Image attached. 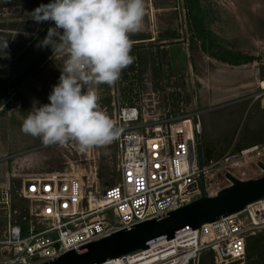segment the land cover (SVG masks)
<instances>
[{"label": "built area", "instance_id": "1", "mask_svg": "<svg viewBox=\"0 0 264 264\" xmlns=\"http://www.w3.org/2000/svg\"><path fill=\"white\" fill-rule=\"evenodd\" d=\"M133 57L110 91L111 112L107 107L103 110L115 122L118 135L108 145L88 149L94 158L107 155L111 175L103 176L99 167L85 173L65 169L28 174L19 191L28 202L25 206L13 204L11 183L0 186V264L55 261L117 231L164 217L200 199L203 188L214 197L233 186L232 178L248 181L264 174V143L218 160L204 158L201 167L198 145L202 116L208 109L197 104L194 85L199 76L193 66L188 62L189 71L177 75L165 72L166 66L158 63L154 73L149 66L143 67L137 55ZM124 91L130 94V102L123 100ZM252 93L264 110V76ZM7 175L16 178L13 173ZM261 233L264 200L201 229L179 232L173 240L180 238L183 246L172 254L169 264H201L205 251L213 254V264H242L249 239ZM173 240L132 254H152L153 246ZM128 256L117 261L127 264Z\"/></svg>", "mask_w": 264, "mask_h": 264}, {"label": "rangeland", "instance_id": "2", "mask_svg": "<svg viewBox=\"0 0 264 264\" xmlns=\"http://www.w3.org/2000/svg\"><path fill=\"white\" fill-rule=\"evenodd\" d=\"M196 1L198 6L194 10V16H199L198 28L187 0H145L143 21L147 25L146 31L150 32L151 38H156V35L158 38L155 42L147 40L131 49L135 50V55L141 60L143 67L149 66L155 73L158 72L156 64L160 63L166 66L165 72L183 75L189 71V62L193 66L195 75L200 74L202 76L203 72L210 71L215 74L220 73L222 77L231 74L235 80L240 78L242 73L257 71L259 76H264V0ZM51 2L52 0H0V32H8V34L0 33V69L10 64L9 69L11 70L16 61L14 60L15 55L19 54L20 48L18 47L16 50V47L10 44L21 37L10 32L14 33L20 29L25 30L22 32H26V34L33 32L34 36L31 37L34 39L45 28L54 23L48 21L45 25V22L37 23L31 18V14L40 5ZM21 36L26 39L24 34ZM8 41L9 47L5 48V43ZM26 50L27 48L23 51L20 49V56ZM158 51H162L160 57L157 56ZM226 52L237 55L240 64L232 65L217 58ZM34 55L38 54L34 53ZM9 75L10 71L1 82V92L4 91V86L11 82V79L8 78ZM239 86L244 87L241 84L236 85L238 90L232 100L248 97L247 90L239 88ZM110 89V86L108 88L103 87L100 92L102 106L107 107L109 113L111 112L110 103L112 101ZM7 97L5 95L4 99ZM129 97L130 94L124 91L123 100L130 102ZM17 103L19 105V99L16 100L15 95L12 96L8 101L9 108L12 107L11 110H16ZM11 110L10 113L12 114ZM221 113V110H217L211 115L220 116ZM248 116L251 117L252 113H248L243 121L227 122L229 126L227 125L226 140L233 136L232 140L237 144L259 136L258 131L250 130L247 121ZM261 117L263 118V114ZM202 124L204 128L207 127L203 119ZM204 140L202 137L201 143L205 153H207V144ZM70 143H72L71 140L62 146L58 144L46 146L41 141L39 144L42 146L41 150L44 151L45 155L42 158L41 168H35L39 171H34L28 164L22 166L23 158L19 157L21 156L20 153L12 149L9 150V154H18L16 155L18 158L13 156L10 159L0 161V181L4 180L3 177L6 174L11 175L13 173L16 175V178L10 179L13 204L28 205V202L19 196V191L22 179L30 173L61 172L65 169H68V172H77L79 169L85 172V170L89 171L91 168L99 167L100 174L103 176L105 174V176L111 175L107 155L101 153L100 157L94 158L88 154V150L81 151L78 143L71 145ZM29 151L32 149L30 148ZM1 208L2 205H0V215L3 213ZM243 219L248 221V216L243 214ZM254 240V237L249 239V241ZM212 256L210 251H205L201 258V264H211ZM242 264H264V254L250 255L247 252V259Z\"/></svg>", "mask_w": 264, "mask_h": 264}, {"label": "clouds", "instance_id": "3", "mask_svg": "<svg viewBox=\"0 0 264 264\" xmlns=\"http://www.w3.org/2000/svg\"><path fill=\"white\" fill-rule=\"evenodd\" d=\"M144 15L145 0H52L35 9L33 20L55 24L38 46L67 59L49 103L30 111L21 131L46 146L110 144L118 130L98 104L97 86L114 85L133 63L130 34L141 31Z\"/></svg>", "mask_w": 264, "mask_h": 264}, {"label": "crops", "instance_id": "4", "mask_svg": "<svg viewBox=\"0 0 264 264\" xmlns=\"http://www.w3.org/2000/svg\"><path fill=\"white\" fill-rule=\"evenodd\" d=\"M47 22L48 21L44 24L46 25ZM53 27H55V24ZM146 29V22L143 21L141 31L135 34H130V39L133 41L132 48L137 44H143L145 41L152 39L150 37V32L148 33ZM22 31L25 30L20 29L14 33L10 32L11 34H16L21 37L16 41H13L14 43L12 42L10 44L11 46H15L16 50H18V47L24 50L31 45V42H33V37H31L32 35L34 36L33 32L26 34V32ZM0 33L8 34V32L5 33V31H1ZM22 34L26 36V39L21 36ZM157 38L158 36L156 35V40ZM9 41L7 47H9ZM20 49L18 51H20ZM161 52L162 51H158V57H160ZM130 55H135V50H131ZM27 57L28 58H25L26 60L23 59L21 61L22 63L20 62L11 70L9 69L10 77L8 78L11 79V82L4 86L6 89L3 87V92L0 90V105L6 99H4V96H9V94L16 89H18L15 94L16 100L19 99L21 102L19 105L18 103L16 104V110H11L12 107L9 108L8 102L0 108V161L18 155L14 153L9 154V150L12 149L17 153H20L21 156L19 157L23 158L22 166L28 164L31 165L30 167L34 171H39L35 168L40 167L42 164V158L45 155V153H43L44 151L41 150L42 146L39 144L41 143V139L24 134L21 131V126L23 120L28 116L30 111L34 110L35 107L49 103L48 96L51 93L53 86L57 85L59 82V77L67 57L53 54L38 68L34 67L39 56L31 53L30 55L28 54ZM9 71L6 70L3 72V68L0 69V85ZM211 73L212 72L205 71L202 73V76L199 74V78L196 81L197 83L194 85V92L198 97V106L203 110L208 109V111L202 116L203 121H205L207 125L206 128L203 127L202 135L207 144V153H205L204 150L205 158L207 160H218L228 154H237L241 150L262 145L264 143V110L260 108L258 102L254 101L251 96L258 79L262 75L259 76L257 71H249L248 73H242V76H239L240 78L237 77L238 79L234 80L231 74H226L222 77L220 73ZM239 84L244 85L248 97L240 100H232L238 90L236 89V85ZM103 87L108 88L109 85L101 84L97 86L99 94L98 104L102 111L105 108V106H102L100 97V92ZM240 87L241 86H239V88ZM110 88L111 91L113 87L110 86ZM10 110L12 111V114L10 113ZM217 110L222 111L220 116H217L216 114L211 115L216 113ZM248 113H252L251 117H247L249 128L251 131H258L259 136L256 138H249L248 140H244L237 144L232 140L233 136H231L229 140H226L225 135L228 129L227 125L229 126L227 122L243 121ZM262 114L263 118L261 117ZM30 148L32 151H29ZM16 163L18 165L17 161ZM3 178L5 181H0V186L8 187L10 183L8 175L6 174Z\"/></svg>", "mask_w": 264, "mask_h": 264}, {"label": "water", "instance_id": "5", "mask_svg": "<svg viewBox=\"0 0 264 264\" xmlns=\"http://www.w3.org/2000/svg\"><path fill=\"white\" fill-rule=\"evenodd\" d=\"M53 24V23H52ZM48 26L41 34L34 38L32 45L16 60L18 65L30 53L38 54L36 67L47 61L54 53L50 47H39L40 41L47 36ZM13 66V67H14ZM11 66L3 67V72ZM14 90L1 103L3 107L16 94ZM200 166L204 163V148L198 145ZM264 170V165L261 164ZM233 186L224 189L214 197L202 190V197L168 215L137 224L130 230H120L112 235L86 244L79 250H73L52 262L44 264H103L108 260L128 256L140 250H147L151 245L162 240H173L175 236L186 229H201L203 225L213 223L221 217L243 212L247 206L264 200V174L248 181L233 179ZM202 183L204 180L202 179Z\"/></svg>", "mask_w": 264, "mask_h": 264}, {"label": "bare ground", "instance_id": "6", "mask_svg": "<svg viewBox=\"0 0 264 264\" xmlns=\"http://www.w3.org/2000/svg\"><path fill=\"white\" fill-rule=\"evenodd\" d=\"M262 158H264V156ZM79 172L85 173V172H82L80 169H79ZM162 243H165V242L156 244L155 246L152 247V249H150L152 254H149V253L132 254L126 258L125 263L127 264H169L172 254L175 251H177L178 247L183 246V242L179 238L178 240H173L168 243L166 242L165 245L159 246ZM112 260L114 262H111V264L113 263L124 264V261H117V259H112ZM108 262L110 264V260Z\"/></svg>", "mask_w": 264, "mask_h": 264}, {"label": "trees", "instance_id": "7", "mask_svg": "<svg viewBox=\"0 0 264 264\" xmlns=\"http://www.w3.org/2000/svg\"><path fill=\"white\" fill-rule=\"evenodd\" d=\"M188 4L190 6V9L193 13L194 16V10L197 8L198 4L196 0H187ZM195 21H196V26L198 23H200L199 20V16H194ZM198 28V26H197ZM237 55L230 53V52H226L225 54H222L221 56H217L218 59H220L221 61L225 62V63H229L232 65H239L240 63H238L239 61V57H235ZM255 240L254 241H249L248 243V250L247 252L250 255H262L264 254V234H258V236L254 237ZM203 264V263H202ZM211 264H213V258L211 259Z\"/></svg>", "mask_w": 264, "mask_h": 264}, {"label": "flooded vegetation", "instance_id": "8", "mask_svg": "<svg viewBox=\"0 0 264 264\" xmlns=\"http://www.w3.org/2000/svg\"><path fill=\"white\" fill-rule=\"evenodd\" d=\"M32 41L34 42V39H33ZM33 42H31V45H32ZM31 45H30V46H31ZM30 46H29V47H30ZM29 47H28V48H29ZM28 48H27V49H28ZM22 51H23V50H22ZM20 53H21V51H19V54H18V55H17V54L15 55L16 58H15L14 60H18V59H20V57H21V56H20ZM21 55H22V54H21ZM15 62H16V61H15ZM35 67H36V66H35ZM33 69H34V68H33ZM33 69H32V70H33ZM209 72H210V71H209Z\"/></svg>", "mask_w": 264, "mask_h": 264}]
</instances>
